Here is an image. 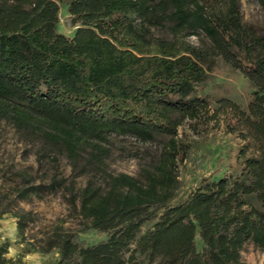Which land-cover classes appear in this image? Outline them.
Listing matches in <instances>:
<instances>
[{"label":"trees","instance_id":"16d2710c","mask_svg":"<svg viewBox=\"0 0 264 264\" xmlns=\"http://www.w3.org/2000/svg\"><path fill=\"white\" fill-rule=\"evenodd\" d=\"M60 2H68L72 37L57 30ZM257 2L264 16V0ZM216 58L253 84L245 109L221 98L211 112L194 96ZM0 120L40 161L64 156L90 173L80 188L54 171L45 185L15 190L19 199L62 191L83 228L107 233L81 246L71 233L53 232L41 251L57 249L56 264H142L139 256L148 264H244L246 243L264 253V28L242 21L240 0H0ZM221 120L245 142L241 171L167 205L187 153L178 128ZM119 136L160 140L150 157L138 156L137 175L109 169ZM8 247L0 243V264L10 263Z\"/></svg>","mask_w":264,"mask_h":264},{"label":"rangeland","instance_id":"374dc122","mask_svg":"<svg viewBox=\"0 0 264 264\" xmlns=\"http://www.w3.org/2000/svg\"><path fill=\"white\" fill-rule=\"evenodd\" d=\"M59 6L57 30L72 37L76 27L71 25L68 2H60ZM240 7L244 23L252 24L258 30L264 28V16L257 0H240ZM153 33L167 36L158 29H154ZM190 41L198 42L195 36L190 37ZM204 70V80L196 86L194 96L204 98L211 112L217 109L221 98H228L242 109L246 108L254 86L239 70L221 58L213 60ZM178 136L185 143L187 153L177 166L179 187L167 205L183 202L205 181L219 176L234 177L241 171L239 151L245 142L237 134L227 131L222 120L219 126L212 122L185 121L178 128ZM112 142L109 169L132 175L139 172L138 156L147 159L161 144L160 140L142 144L129 136L114 137ZM251 153L249 149L248 154ZM41 159L36 147L27 144L10 122L0 120V211L6 209L0 219V243H8L6 255H10L11 264H56L60 257L57 249L47 253L41 251L48 237L56 231L71 233L73 240L81 246L107 238L105 232L82 227L80 217L70 209L62 191H47L41 197L33 195L26 199L16 196L17 187L28 182L47 184L54 171L73 179L78 188L90 178L87 170H74L64 156H60L57 163ZM160 212L161 209H158L157 213ZM19 217L25 223L22 233L18 230ZM155 220L147 221L140 233L150 229ZM195 242L200 250L198 236ZM241 258L244 264H264V253L251 243L244 244ZM139 260L142 264H148L142 256H139Z\"/></svg>","mask_w":264,"mask_h":264},{"label":"crops","instance_id":"0c3cea01","mask_svg":"<svg viewBox=\"0 0 264 264\" xmlns=\"http://www.w3.org/2000/svg\"><path fill=\"white\" fill-rule=\"evenodd\" d=\"M7 257L10 259V255H7ZM8 264H11V262H10V263H8Z\"/></svg>","mask_w":264,"mask_h":264}]
</instances>
